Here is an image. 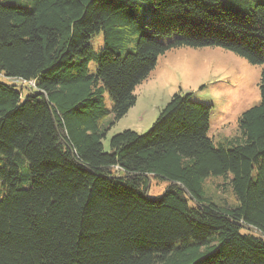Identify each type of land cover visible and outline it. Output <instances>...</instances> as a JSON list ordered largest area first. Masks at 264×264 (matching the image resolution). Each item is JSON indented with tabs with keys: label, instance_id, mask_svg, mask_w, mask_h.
<instances>
[{
	"label": "trees",
	"instance_id": "trees-1",
	"mask_svg": "<svg viewBox=\"0 0 264 264\" xmlns=\"http://www.w3.org/2000/svg\"><path fill=\"white\" fill-rule=\"evenodd\" d=\"M182 46L261 66L240 133L216 143L212 106L175 92L106 150L136 86ZM0 264H264V0H0Z\"/></svg>",
	"mask_w": 264,
	"mask_h": 264
},
{
	"label": "rangeland",
	"instance_id": "rangeland-1",
	"mask_svg": "<svg viewBox=\"0 0 264 264\" xmlns=\"http://www.w3.org/2000/svg\"><path fill=\"white\" fill-rule=\"evenodd\" d=\"M172 38L158 37L165 42ZM90 44L95 51H101L104 48L103 32L94 35ZM89 67L91 72H96L97 63L92 60ZM260 73V65L219 46L172 48L159 56L148 78L136 86L135 105L111 126L103 138L104 148L110 150L111 137L124 129L139 133L148 131L175 92H192L194 100L212 106L209 134L216 143L234 137L240 133L238 120L242 112L261 101ZM11 81L20 85L26 83L18 79ZM106 103L111 106L108 94ZM111 118L112 114L107 120ZM227 180L223 176H211L206 179L205 188L209 193L233 202L235 197L230 186L221 184ZM166 186V181L154 179L149 193L152 197L160 195Z\"/></svg>",
	"mask_w": 264,
	"mask_h": 264
}]
</instances>
